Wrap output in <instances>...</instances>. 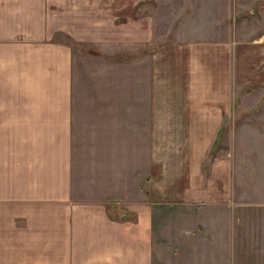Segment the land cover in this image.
Returning <instances> with one entry per match:
<instances>
[{"label": "crops", "instance_id": "obj_1", "mask_svg": "<svg viewBox=\"0 0 264 264\" xmlns=\"http://www.w3.org/2000/svg\"><path fill=\"white\" fill-rule=\"evenodd\" d=\"M132 3L115 8L128 24L147 25ZM234 5H196L191 18L206 20V32L177 33L152 51L146 120L156 195L117 199L126 213L116 216L111 200L72 188L73 53L53 39L56 31L96 39L90 34L109 17L60 0H0V264H174L165 250L175 264H264V185L246 178L251 162L224 139L228 122L244 120L258 102L238 94L260 81L246 72L260 69L264 32L246 36V4ZM140 34L134 39L146 40L148 28ZM161 206L176 208V248Z\"/></svg>", "mask_w": 264, "mask_h": 264}, {"label": "rangeland", "instance_id": "obj_2", "mask_svg": "<svg viewBox=\"0 0 264 264\" xmlns=\"http://www.w3.org/2000/svg\"><path fill=\"white\" fill-rule=\"evenodd\" d=\"M260 1L132 0V4H138L133 14L142 15L143 23H147L141 27L134 19L133 25L128 24L129 17L124 14V9L115 8L117 4H124L125 0H60L61 4H82V11L87 16L112 18L104 19L108 23L99 26L101 33L90 34L97 37L96 39L78 41L67 33L59 31L54 33L53 39L68 44L73 53L71 96L75 115L73 136L75 165L72 180L74 193L84 194L89 200H111L109 204L115 205L109 206L110 212L116 216L126 213L121 205H116L117 199L123 201L155 199L151 179L158 168L152 164L150 131L146 120L150 113L148 111L152 96L150 74L152 51L164 40L174 38L177 33L183 37L189 36L192 31L200 34L206 32V28L210 27L205 24L206 20L197 19L195 16L191 18L198 4L203 10L205 5L212 4H230L232 8L234 4H246L244 34L248 36L254 32H264L262 15L264 9L262 11ZM97 5L100 8H97ZM79 13L78 9H74V18ZM74 18L69 19V26L81 30L78 25L73 24ZM84 27L88 32L96 28L91 24ZM144 27L148 28L147 39L136 41L134 33L139 37L141 28ZM260 48L264 49V42ZM257 63L260 66L257 73L246 72V76L258 75L260 81L245 84L242 91L239 88L238 96L244 93L245 97L249 98V103H254L257 99L258 102L252 105L244 120L228 122V133L226 131L224 139L234 144L235 157L238 155L240 159V156L245 154L251 162L245 166L249 168L246 178L253 176L263 186V58ZM256 85L259 87L253 89ZM141 125L145 127L143 133ZM240 136L245 138L246 143ZM81 178H84L83 183ZM246 191L249 193L248 196L253 195L248 186ZM260 209L264 207L261 206ZM159 210L163 216H170V219H165L164 222L166 237L174 240L176 248V208L161 206ZM170 252L165 250L167 259L175 264L176 258L172 257Z\"/></svg>", "mask_w": 264, "mask_h": 264}]
</instances>
